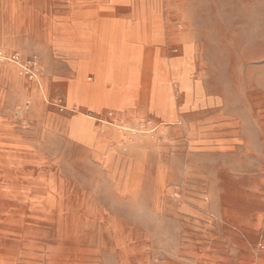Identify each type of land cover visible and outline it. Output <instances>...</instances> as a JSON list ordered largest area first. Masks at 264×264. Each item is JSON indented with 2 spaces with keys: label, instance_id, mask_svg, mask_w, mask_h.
Segmentation results:
<instances>
[{
  "label": "rangeland",
  "instance_id": "1",
  "mask_svg": "<svg viewBox=\"0 0 264 264\" xmlns=\"http://www.w3.org/2000/svg\"><path fill=\"white\" fill-rule=\"evenodd\" d=\"M120 34L161 43L123 48L102 82L99 37ZM1 53L0 264H264V0H0ZM84 70L129 113L166 79L179 122L107 120L71 87L65 106ZM70 106L97 154L69 137Z\"/></svg>",
  "mask_w": 264,
  "mask_h": 264
},
{
  "label": "bare ground",
  "instance_id": "2",
  "mask_svg": "<svg viewBox=\"0 0 264 264\" xmlns=\"http://www.w3.org/2000/svg\"><path fill=\"white\" fill-rule=\"evenodd\" d=\"M73 1L81 2L83 0H72V2ZM109 14H111V13H109ZM112 15H114V14H112ZM106 17H107V15H106ZM99 38H100L99 42H101L103 44V48L99 49V54L101 56V59H100L101 60V66H100L101 69H100L99 74H100V77L102 78V82H104V80H107L111 77L114 80V84H116L117 79H116L115 73H113L111 66L114 67L115 64L120 63V61H123L122 60L123 48L128 47V49L130 51H132L134 53H137V52L140 53L142 51H148L145 48L146 46H148L150 48H154V47L159 46V44L161 43V39L158 36L153 37L152 40L135 39L134 41H130L131 43H128V44L126 43L128 41H126L125 36H123L121 34L119 35V37L116 38V40H114L113 43H110L108 41L106 35L105 36L100 35ZM75 49H76V52H77V50H79V52L82 54V55L80 54L77 56L82 57V59L83 58L85 59V55H84L85 51L83 50V47L81 48L79 46V47H76ZM69 51H70L69 48L62 49L60 47V52L63 54H67V53H69ZM190 51H191L190 46H188V45L184 46L185 55H189ZM0 55H1V57L8 56L5 53H1ZM74 57H76V56H74ZM85 75H86V70L80 72V74H79L80 79H78L76 81L77 85L75 87H71L75 90L76 94L80 98H82L81 100H83L84 102L92 101L95 104V107L97 108L96 110L99 112V114L102 113V107L113 108L116 110H117V108L121 109L120 107H122L123 110L126 111V114H131V113L127 112L128 110H126L124 104L122 106H120V104H119L120 101L116 98V93L113 90H109L105 86L104 87L103 86L102 87H92V86L85 84L82 81V78ZM188 76H189V70L186 68H184L181 73L180 72H174L173 73V77H174L173 80H176L177 82H179V89L185 93V104L186 105H188L189 103L192 102V97H191V92H190L191 89L186 82V79H188L187 78ZM151 85H153V87H154L152 89V93L154 95V96H152L153 97V102H152L153 105L148 106V108H149L148 110L151 114L156 116V117H154L153 120L161 121L162 123H164L168 127L175 125L177 122H179L180 115L177 113V108L175 107L174 100L172 99V97H170V94L168 92V89L171 88L172 84H170V83L168 84V81L166 79L160 78V85L159 86L155 85L154 83H152ZM174 88H176V87H174ZM194 94H195L194 95V99H195L194 104H196L197 102L203 103V100H204L203 94L196 87L194 89ZM44 98L47 100L46 95H44ZM208 100L211 101L212 99L209 98ZM215 101L216 102L214 104L219 103L217 99H215ZM70 108L72 111L77 112V116L74 117V119L71 120L69 123V128H68L69 129V131H68L69 137L80 142V143H82V144H84L87 147H90L92 149V151L97 154L98 148H100V146L95 141L96 131L94 129V118L90 117V116H85V115L79 113L81 111V109H74L71 106H70Z\"/></svg>",
  "mask_w": 264,
  "mask_h": 264
},
{
  "label": "crops",
  "instance_id": "3",
  "mask_svg": "<svg viewBox=\"0 0 264 264\" xmlns=\"http://www.w3.org/2000/svg\"><path fill=\"white\" fill-rule=\"evenodd\" d=\"M83 1H81L80 3H82ZM101 8V7H100ZM76 9V8H75ZM77 15H80L82 16L84 19H86L88 16H90L89 13H87L86 11L85 12H81L80 14H77ZM94 15V14H92ZM91 15V16H92ZM74 70V69H73ZM75 71V70H74ZM75 74V73H74ZM75 78H76V75H75ZM76 79H74L73 81L70 82V84L68 85L67 89L65 90V93H64V96H63V99H64V104L65 106L67 105V102H66V94H67V90L69 87H75L77 84H76ZM185 96V95H184ZM209 98L203 100V104H211V105H214V103L216 102L215 100H211L209 101L208 100ZM145 101H146V96L144 97L143 95V92L141 90V86H139L138 88V99L136 101V108H134V111L131 113V114H126V111H120V110H116V109H113V108H108V107H102V113L98 115L99 116H102L104 117L105 119L107 120H112V121H115V122H118V118L121 116V117H124L125 119H136V115H135V111L138 112V114L142 115H148L150 117H156L154 116L153 114L149 113V111L146 109L145 107ZM196 105H202V103L200 102H197ZM86 110V109H85ZM88 111V110H86ZM182 110H177V113L180 115ZM136 121V120H135ZM134 122V121H132ZM96 138V137H95ZM80 143V142H79ZM97 143V142H96ZM82 144V143H81ZM84 145V144H83ZM85 146V145H84ZM87 147V146H86ZM87 148H90V147H87ZM91 149V148H90ZM101 150L100 148H98V151ZM202 214V215H201ZM205 211L202 209V208H199V209H196V210H184V215L186 217H201V216H205ZM200 262V261H199ZM205 262V261H202V263ZM180 263L181 264H196V262L190 258H181L180 259ZM164 264V263H162Z\"/></svg>",
  "mask_w": 264,
  "mask_h": 264
}]
</instances>
